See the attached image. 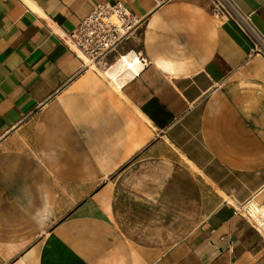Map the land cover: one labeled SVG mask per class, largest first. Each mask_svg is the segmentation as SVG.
Instances as JSON below:
<instances>
[{
  "label": "crops",
  "instance_id": "0c3cea01",
  "mask_svg": "<svg viewBox=\"0 0 264 264\" xmlns=\"http://www.w3.org/2000/svg\"><path fill=\"white\" fill-rule=\"evenodd\" d=\"M102 1L0 0V264H264V58L211 0H108L145 19L118 91L62 41Z\"/></svg>",
  "mask_w": 264,
  "mask_h": 264
},
{
  "label": "built area",
  "instance_id": "2783aa9c",
  "mask_svg": "<svg viewBox=\"0 0 264 264\" xmlns=\"http://www.w3.org/2000/svg\"><path fill=\"white\" fill-rule=\"evenodd\" d=\"M212 13L220 19L233 22L251 43L253 54L264 58V35L254 24L251 14L244 13L235 0H211ZM62 41L81 61L84 70L109 68L119 58L132 52V46L140 37L144 17L130 11L123 2L104 0L95 5ZM140 57V56H139ZM140 59V58H139ZM145 62V59H140ZM260 206L254 199L245 201L238 212L252 226L264 232L245 207Z\"/></svg>",
  "mask_w": 264,
  "mask_h": 264
},
{
  "label": "bare ground",
  "instance_id": "6f19581e",
  "mask_svg": "<svg viewBox=\"0 0 264 264\" xmlns=\"http://www.w3.org/2000/svg\"><path fill=\"white\" fill-rule=\"evenodd\" d=\"M141 61L138 54L135 52H129L123 58H119L113 66L106 68L105 70H97L103 77L116 89L120 90L122 84L136 74L141 68ZM93 70V69H88ZM245 206L251 216L258 222L261 228H264V205L256 206L254 202ZM244 206V205H242ZM241 206V207H242Z\"/></svg>",
  "mask_w": 264,
  "mask_h": 264
}]
</instances>
